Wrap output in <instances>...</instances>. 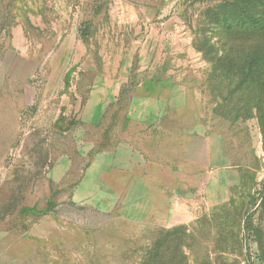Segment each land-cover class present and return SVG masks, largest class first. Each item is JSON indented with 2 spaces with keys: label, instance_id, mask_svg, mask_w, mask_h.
<instances>
[{
  "label": "rangeland",
  "instance_id": "rangeland-1",
  "mask_svg": "<svg viewBox=\"0 0 264 264\" xmlns=\"http://www.w3.org/2000/svg\"><path fill=\"white\" fill-rule=\"evenodd\" d=\"M249 9L0 0V264H264Z\"/></svg>",
  "mask_w": 264,
  "mask_h": 264
},
{
  "label": "trees",
  "instance_id": "trees-1",
  "mask_svg": "<svg viewBox=\"0 0 264 264\" xmlns=\"http://www.w3.org/2000/svg\"><path fill=\"white\" fill-rule=\"evenodd\" d=\"M246 2L249 4V7L251 9H249V12L247 14H243V19L245 20L248 18V22L253 27V29L259 28V31H260L259 33H262V36H264V0H246ZM241 15H242V13L236 14L234 24H233L234 25L233 28L237 29L238 31L240 29H242L244 26L243 25L244 21L241 18ZM252 34H254L253 39H255V40H252L251 42L246 41V42L242 43L243 47L252 46L253 41H254V44L252 46L253 48L258 47L260 45V42H261V40L259 41L260 38L256 36L255 32H253ZM231 37L232 36H230L229 39H231ZM230 43L231 42L229 40L225 44L230 45ZM261 46H263L262 48L264 50V40L263 39L261 42ZM248 61H249V58H248L247 54L244 53L240 59V62L242 64L246 65L248 63ZM220 62L224 65L223 67H226L228 64L231 63V61H228L225 59L221 60ZM262 62L264 64V56L262 58ZM262 79L264 80V73L262 75ZM262 83L264 86V82H262ZM182 234H184V233H182ZM180 237L181 238L178 239L179 243H177L176 248L174 250L175 251V259L172 260L170 264H182L184 262L186 246H185V244H183L184 242H182V236H180ZM165 251H166V248L164 245H162L161 246L162 256L164 255ZM147 255L150 257L143 258L139 264H155L154 259L151 257V253L148 252ZM162 259H164V258H162ZM162 264H165V263L163 262Z\"/></svg>",
  "mask_w": 264,
  "mask_h": 264
}]
</instances>
